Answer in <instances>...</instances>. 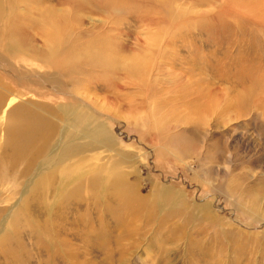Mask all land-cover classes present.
Returning a JSON list of instances; mask_svg holds the SVG:
<instances>
[{
    "label": "rangeland",
    "instance_id": "obj_1",
    "mask_svg": "<svg viewBox=\"0 0 264 264\" xmlns=\"http://www.w3.org/2000/svg\"><path fill=\"white\" fill-rule=\"evenodd\" d=\"M2 2L20 20L6 70L29 82L0 76V264H264V0ZM21 103L57 113L63 150L93 143L58 167L67 188L3 158Z\"/></svg>",
    "mask_w": 264,
    "mask_h": 264
},
{
    "label": "bare ground",
    "instance_id": "obj_2",
    "mask_svg": "<svg viewBox=\"0 0 264 264\" xmlns=\"http://www.w3.org/2000/svg\"><path fill=\"white\" fill-rule=\"evenodd\" d=\"M13 19H17V17L11 12L5 13L3 2L2 0H0V45L2 46V51H0V76H2V78H5V80H10L12 84L15 83L21 88L23 85L26 84V82H29V81L26 80L25 78L15 76L12 73V71L6 70L7 65H8L7 63L8 57L6 56V54L8 53L10 55L11 54L13 55V53L15 52V49H17L16 45L14 47L9 43L10 40H14V30L13 29L15 27V24L13 22ZM17 20L20 21L19 19ZM4 41L8 42V44L2 43ZM33 53L37 54L38 51H33ZM43 57L45 58V54H43ZM59 78L53 79L52 77H46L47 80L50 79L48 81L49 90L53 92L54 91L62 92L64 90V88L67 86L68 83L65 80H62ZM42 84L43 83L41 80H36L32 82V85H35V86L38 85L42 87ZM0 87H2V85H0ZM7 87L8 85L3 86V88H6L4 89L6 90V92H8ZM14 98L16 97H13L9 101V103H6L7 104L6 109L12 103ZM6 101H7V96L6 95L3 96V94L0 92V110H4L3 109L5 108L4 103ZM23 103H21L18 107L14 108L10 112L8 123L6 126L5 144H4L3 152H2L4 153L3 158L5 160L7 158L8 162H10L11 164L10 166L8 163L10 170H14V172L19 173L18 175L22 178L21 185L24 184L23 182L24 178L27 177V178H31L30 183L35 184L37 190L39 191L41 189H46L49 187L51 188L50 190L51 193H53V192H57V190L62 187L63 189L67 188L68 186L67 184L69 183L71 184L73 181H76L78 179H76V177H73V174L72 172H70L69 169H68L69 173H65L64 176L62 177L59 176L58 167L61 166V164H63L70 157L76 156L80 154L82 151L89 148V146H92L93 143L89 142L88 144H75L63 150L62 148L63 142L67 138L71 141V139H74L75 136L73 135L69 136L68 130L64 129V131H62V136L60 137V140L58 141V143L56 141V144H54L53 142L54 138L57 132L59 131L57 129L56 122L53 121L50 118V116L52 114H56L55 116H57V113L53 109H49L48 106L39 108L38 104L32 103V104H36V106L30 109L24 106ZM61 115H62V118L64 116L67 117L66 116L67 112H64V114L62 113ZM84 117L85 116H82V114L80 113L79 116L71 120L70 123L76 126H80L83 129V131L85 130L87 131L89 128V121H91V118H88V117L84 118ZM68 120L69 118L64 120L66 123L65 128L71 126V125L70 126L68 125L69 124ZM101 127L102 125L89 130L90 135L95 141H101L103 143L105 142L106 144L111 145L112 143L110 144L104 140L107 134H105L104 129H102ZM66 145L69 146V144H66ZM51 149H53L54 152H57L55 155L56 157L55 158L50 157L48 159L47 158L44 159L47 152H50L49 150ZM20 163L24 164V168L22 170H20ZM98 169H100V167ZM27 184H29V182ZM116 185L117 186H114L113 188L111 187L109 188L110 193L119 192V189L121 188L122 184L116 183ZM45 228H47L48 230L47 223L45 225Z\"/></svg>",
    "mask_w": 264,
    "mask_h": 264
}]
</instances>
